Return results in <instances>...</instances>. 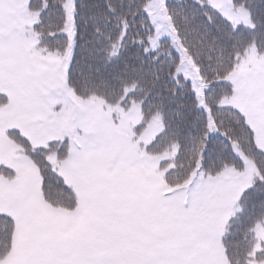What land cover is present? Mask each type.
Returning <instances> with one entry per match:
<instances>
[{
	"label": "snow or ice",
	"instance_id": "snow-or-ice-1",
	"mask_svg": "<svg viewBox=\"0 0 264 264\" xmlns=\"http://www.w3.org/2000/svg\"><path fill=\"white\" fill-rule=\"evenodd\" d=\"M0 264H264V0H0Z\"/></svg>",
	"mask_w": 264,
	"mask_h": 264
}]
</instances>
